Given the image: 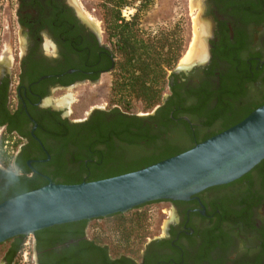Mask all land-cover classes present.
Returning a JSON list of instances; mask_svg holds the SVG:
<instances>
[{
	"label": "flooded vegetation",
	"instance_id": "obj_1",
	"mask_svg": "<svg viewBox=\"0 0 264 264\" xmlns=\"http://www.w3.org/2000/svg\"><path fill=\"white\" fill-rule=\"evenodd\" d=\"M183 3L187 50L161 103L131 111L111 103L109 86L105 102L76 115L81 88L111 85L116 54L101 27L80 0H0V203L167 159L264 105V0ZM164 201L171 215L144 243L142 233L103 242L90 221L56 225L32 235L31 264H264V160L188 200L155 202Z\"/></svg>",
	"mask_w": 264,
	"mask_h": 264
},
{
	"label": "water",
	"instance_id": "obj_2",
	"mask_svg": "<svg viewBox=\"0 0 264 264\" xmlns=\"http://www.w3.org/2000/svg\"><path fill=\"white\" fill-rule=\"evenodd\" d=\"M264 160V105L230 128L147 167L48 184L0 203V244L56 225L101 219L159 200L183 201L233 182Z\"/></svg>",
	"mask_w": 264,
	"mask_h": 264
},
{
	"label": "trees",
	"instance_id": "obj_3",
	"mask_svg": "<svg viewBox=\"0 0 264 264\" xmlns=\"http://www.w3.org/2000/svg\"><path fill=\"white\" fill-rule=\"evenodd\" d=\"M134 1L103 0L100 4L105 30L108 38L114 40L113 50L116 54L111 84V103L128 110L140 103L144 110H148L161 103L168 84L169 72L177 66L182 56L183 30L180 23H177L174 27L163 29L155 34L147 32L139 23L140 14L147 8L146 1L141 3L138 12L131 21L125 20L121 10L125 5ZM231 126L225 127L222 131ZM214 135L203 137L198 143ZM193 146L191 145L188 149ZM183 150L185 151V149H180V152L175 151L174 154L182 153ZM165 158V156H160L153 162L142 163L131 169L135 171ZM65 180L64 184H77L97 179L82 180L80 177L79 179ZM151 203L143 204L125 213L105 217L112 219L119 243L121 239L127 242L130 241V238L136 239L140 233L147 229L148 211L146 206ZM140 235L142 240L143 234ZM19 238L20 236L7 241L11 247L9 264L16 263L15 258L23 242V238Z\"/></svg>",
	"mask_w": 264,
	"mask_h": 264
},
{
	"label": "rangeland",
	"instance_id": "obj_4",
	"mask_svg": "<svg viewBox=\"0 0 264 264\" xmlns=\"http://www.w3.org/2000/svg\"><path fill=\"white\" fill-rule=\"evenodd\" d=\"M81 4L87 10L89 14L93 17V21H95L97 27L103 32V35L106 37L108 42H110L113 46L114 40L108 38L105 25L103 22V15L102 9L100 8V4L103 0H80ZM143 1L147 2L146 10H143L139 17V23L141 27H143L149 33H157L163 29H169L174 27L177 23H180V26L183 30V53L181 58L186 54L188 39L190 36V23L188 17V11L186 5L183 3V0H135L131 4L125 5L122 10V17L126 20L123 16V10L127 9V14L129 16V20L133 19V16L138 12V8L140 7ZM130 11V13L128 12ZM180 58V60H181ZM179 60V62H180ZM178 62V64H179ZM172 70L169 72L171 73ZM113 80V77H112ZM111 80V84H112ZM110 85V80L103 79L99 85H86L81 88L83 95L80 96V101L74 103L71 108L74 109L75 114L80 115L82 111L88 110L91 106L95 104H101L105 102L107 99V88ZM167 88V87H166ZM166 90V89H165ZM71 93V92H69ZM111 100V94H110ZM112 101V100H111ZM131 111H142L144 110L143 106L140 103L135 104L134 107L130 109ZM146 210L148 211V222H147V229L144 230L142 233V243L146 240V237H152L154 235H158L161 231L166 220H168L167 216L171 215V212H168L170 209V203L168 202H154L146 206ZM161 208L166 210V213L161 212ZM88 223L94 228V231L100 235L102 241H106L107 239L116 242L118 240L116 236V229L112 219L109 218H101L98 220L92 219L89 220ZM10 245L6 242L0 244V263L4 257V253L6 249ZM32 259V253L30 258V263ZM18 264V260L16 263Z\"/></svg>",
	"mask_w": 264,
	"mask_h": 264
},
{
	"label": "built area",
	"instance_id": "obj_5",
	"mask_svg": "<svg viewBox=\"0 0 264 264\" xmlns=\"http://www.w3.org/2000/svg\"><path fill=\"white\" fill-rule=\"evenodd\" d=\"M128 12L130 13V11ZM123 16L126 18V20H129L127 9L123 10ZM32 238V235H27L25 237L18 256V264H31L30 258L32 253Z\"/></svg>",
	"mask_w": 264,
	"mask_h": 264
}]
</instances>
